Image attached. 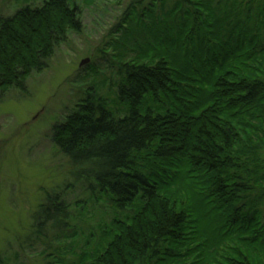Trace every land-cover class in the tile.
Wrapping results in <instances>:
<instances>
[{
  "label": "trees",
  "instance_id": "trees-1",
  "mask_svg": "<svg viewBox=\"0 0 264 264\" xmlns=\"http://www.w3.org/2000/svg\"><path fill=\"white\" fill-rule=\"evenodd\" d=\"M124 18L130 60L52 128L88 197L77 203L113 213L58 264H182L195 251L192 264H264V0H133ZM82 29L72 0L0 16V95L26 90ZM71 207L48 192L35 233L66 230Z\"/></svg>",
  "mask_w": 264,
  "mask_h": 264
},
{
  "label": "rangeland",
  "instance_id": "rangeland-1",
  "mask_svg": "<svg viewBox=\"0 0 264 264\" xmlns=\"http://www.w3.org/2000/svg\"><path fill=\"white\" fill-rule=\"evenodd\" d=\"M42 1L0 0V16ZM132 1L72 0L82 11V31L69 33L48 67L28 80L26 90L0 95V264H58L61 257L74 260L85 247L84 234L90 229L97 232L102 218L112 219V208L103 201L89 199L84 204L87 209L77 203L88 197L71 178L68 159L52 143L51 135L53 126L88 92L106 85L111 88L116 77L113 64L118 67L130 60L124 57L126 52L130 55L129 38L116 28ZM129 25L128 21L125 27ZM154 51L140 55L138 62H155L159 54ZM48 192L64 194L73 219L66 230L47 226L38 235L33 214ZM225 252L220 250L218 257ZM198 255L195 251L182 264H192Z\"/></svg>",
  "mask_w": 264,
  "mask_h": 264
},
{
  "label": "water",
  "instance_id": "water-1",
  "mask_svg": "<svg viewBox=\"0 0 264 264\" xmlns=\"http://www.w3.org/2000/svg\"><path fill=\"white\" fill-rule=\"evenodd\" d=\"M86 61H87V59H86V60H84V61L82 62V64H84Z\"/></svg>",
  "mask_w": 264,
  "mask_h": 264
}]
</instances>
